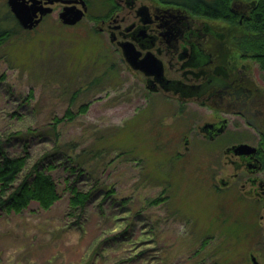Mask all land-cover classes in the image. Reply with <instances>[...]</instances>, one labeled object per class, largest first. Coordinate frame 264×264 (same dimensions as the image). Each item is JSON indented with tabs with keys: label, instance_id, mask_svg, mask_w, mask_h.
Wrapping results in <instances>:
<instances>
[{
	"label": "rangeland",
	"instance_id": "obj_1",
	"mask_svg": "<svg viewBox=\"0 0 264 264\" xmlns=\"http://www.w3.org/2000/svg\"><path fill=\"white\" fill-rule=\"evenodd\" d=\"M87 1L88 13L109 2ZM60 9L23 29L0 0V27L17 30L0 45V147L27 153L28 167L55 159L49 173L60 193L48 210L31 202L0 212V264H252L262 209L229 205L211 190L207 149L180 144L176 158L168 106L154 101L148 122L142 84L114 60L90 15L64 24ZM83 103L85 113L55 122ZM76 163L78 188L93 192L79 212L66 184Z\"/></svg>",
	"mask_w": 264,
	"mask_h": 264
},
{
	"label": "flooded vegetation",
	"instance_id": "obj_2",
	"mask_svg": "<svg viewBox=\"0 0 264 264\" xmlns=\"http://www.w3.org/2000/svg\"><path fill=\"white\" fill-rule=\"evenodd\" d=\"M108 1L103 12L84 17L90 15L114 60L142 84L147 121L154 101L166 104L178 134L175 157L183 153L180 144L185 151L207 149L211 190L234 201L229 205L264 212V70L232 39L239 30L162 0ZM124 46L131 48L129 60ZM263 249L264 228L249 259L264 264Z\"/></svg>",
	"mask_w": 264,
	"mask_h": 264
},
{
	"label": "trees",
	"instance_id": "obj_3",
	"mask_svg": "<svg viewBox=\"0 0 264 264\" xmlns=\"http://www.w3.org/2000/svg\"><path fill=\"white\" fill-rule=\"evenodd\" d=\"M168 4L184 7L197 15L211 19L224 20L228 25L239 30L233 34L236 44L245 45V50L254 57L264 70V0H162ZM237 6V7H236ZM239 8V9H237ZM242 16L238 15L240 11ZM9 15L14 19L13 14ZM6 15L0 17V21ZM17 22V21H16ZM16 26H19L16 23ZM16 28L0 27V45L15 34ZM89 103L81 104L75 113L69 109L61 117H55L59 123L65 119L74 118L75 114L85 113ZM56 125V124H54ZM28 155L22 153L11 155L0 147V212H21L31 202H36L44 210H48L60 198L57 183L49 173L55 167V159L44 164L41 161L28 167ZM77 168L79 169L76 173ZM70 176L66 177L69 192V208L73 211H82L92 197V189L80 190L76 184L82 175L80 164L66 167ZM108 190L105 197L112 195ZM163 199H156L159 202ZM72 216L73 212L68 213Z\"/></svg>",
	"mask_w": 264,
	"mask_h": 264
},
{
	"label": "water",
	"instance_id": "obj_4",
	"mask_svg": "<svg viewBox=\"0 0 264 264\" xmlns=\"http://www.w3.org/2000/svg\"><path fill=\"white\" fill-rule=\"evenodd\" d=\"M63 6L58 12V18L64 24H74L81 19L86 11L84 0H61ZM53 0H47L46 4L39 3L38 0H7L10 12L13 14L19 26L23 29H31L36 26L42 17L52 11ZM79 4V6L77 5ZM124 54L129 60L132 52L131 48L124 46ZM136 68L140 66L135 65ZM252 264H258L255 257H250Z\"/></svg>",
	"mask_w": 264,
	"mask_h": 264
}]
</instances>
